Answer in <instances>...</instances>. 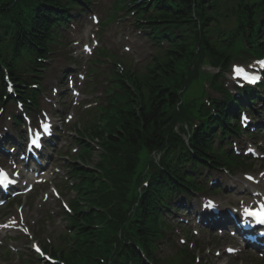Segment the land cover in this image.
I'll use <instances>...</instances> for the list:
<instances>
[{"label":"trees","instance_id":"16d2710c","mask_svg":"<svg viewBox=\"0 0 264 264\" xmlns=\"http://www.w3.org/2000/svg\"><path fill=\"white\" fill-rule=\"evenodd\" d=\"M0 0V15L6 17H10L15 21V17L20 15L22 20L23 27L16 29V32H21L24 38L28 40L38 39L41 37V35L44 33L43 27L45 20H50V14L54 13L53 10H50L52 6L49 5V9H44V14H41L42 11H38L34 8H30L29 15H25V13L22 12V8L24 6L23 0ZM36 3H39L40 1H44L45 3H53L54 0H32ZM20 2V3H19ZM179 2L182 3V7L189 13L188 16H180L182 20L187 19L191 20L190 12L195 9L199 15L198 21L200 23H206L205 20V12L206 7L204 5V0H179ZM19 3V4H18ZM168 13L171 15H174L176 17L177 15H181L179 11H174L173 9L167 10ZM26 16V18H24ZM28 27V29H27ZM27 32L24 35V32ZM190 45L185 46L184 48L180 49L179 51L173 52L170 57L171 64L169 65L170 68H172V72L175 71L176 67H179L183 65L184 60L186 57L190 56ZM164 73L160 74V76L157 78L155 77L154 82V88L158 90L160 93V96L158 100L154 103V106L152 107L151 111L148 112V116L144 114V111H141L140 117L141 118H135L136 121L133 124L132 121H130L127 126V133L128 135H125L124 137H127V143H121L118 140V149L120 153L119 158V164L120 166H123L119 169V175H121L125 170L130 168L133 159L136 156V153L138 150H140L142 147H147L148 149H153L154 143H161V136L162 132L166 129L168 126V123L166 121L167 113L170 114L173 105L175 102H177L176 96L172 95L169 90L164 89V85L171 83L170 81H167L169 79V73L168 70L164 69ZM167 79H166V78ZM133 104L132 106H134ZM167 107V108H166ZM120 137V138H124ZM113 139V138H111ZM125 140V139H124ZM116 142L115 140H113ZM93 189L96 188V185H93ZM94 198V203H97L100 206H104L108 198L105 195H98L97 193H94L91 195ZM141 235V234H140ZM99 235L97 233H94V235L89 240V246L85 249H83V252L87 250V257L92 260V257H96V255L101 253H106L109 249H99L97 245ZM78 260V258H76ZM81 258L79 255V261L81 262ZM89 264H101V263H93L89 262Z\"/></svg>","mask_w":264,"mask_h":264},{"label":"rangeland","instance_id":"374dc122","mask_svg":"<svg viewBox=\"0 0 264 264\" xmlns=\"http://www.w3.org/2000/svg\"><path fill=\"white\" fill-rule=\"evenodd\" d=\"M103 1L110 2V0H103ZM122 25H123V23H122ZM119 27H121V26H117L114 30H111L110 31L109 36L107 37V40H106V43L109 46L110 45H114L115 42H119L122 37H126L128 35V32H125L126 30H128V31L130 29L132 30V27L126 26V27L120 29L119 31H117V29ZM150 55H151V51L149 49L144 50L141 54H139L138 55V59L141 62L138 64L137 67H139L142 70L146 69L147 66H148V64H149L150 58H151ZM113 56H114V58H117L118 57L116 53H113ZM53 97H56L55 94L53 95ZM72 101L73 100L70 98V101H69V104L70 105L68 106V109L69 110H73V108H74V106L71 105ZM187 160L193 162V159L192 158L187 157ZM60 164H61V161L58 159L57 162H56V164H55V167H59ZM195 168L198 169L197 167H195ZM240 179H243V178L240 177ZM222 187H223L224 190L227 191L226 192V195L229 196V197H231V194L229 193V190L233 189V191H236L235 190V186H232L231 188H228L227 189V188H225V185L223 184ZM234 197L237 198V199L247 198V197H243V196L241 197V195H238V194H235ZM182 201H186V198H182ZM192 206H193V209H192V211H190V213L188 214V216H192L193 214L200 215L202 213L200 211V207H199V205H198V203L196 201L192 204ZM181 213L182 214H186L185 211L184 212L182 211ZM175 216L179 218V216H177V214H175ZM179 219H181V218H179ZM208 258L211 260L212 257H208ZM238 261H240V259H238ZM225 263H226V260H223V263H222V260L221 261L213 260L212 262H210V264H225ZM0 264H7V262H6L5 258H4V255H2V254H0ZM234 264H257V263L251 262V261H247V262H243V263L236 262Z\"/></svg>","mask_w":264,"mask_h":264},{"label":"snow or ice","instance_id":"6c2138e0","mask_svg":"<svg viewBox=\"0 0 264 264\" xmlns=\"http://www.w3.org/2000/svg\"><path fill=\"white\" fill-rule=\"evenodd\" d=\"M261 67L264 68V64H261ZM235 73L238 77H241L249 82L254 83L258 77L255 76H248V74L244 71L243 68H236ZM246 119V117H244ZM45 129L47 130V126H45ZM251 179V178H249ZM8 181V176L6 173H4L2 170H0V183H4ZM245 216L254 218L258 223L264 224V205H261L260 211H250L249 209L245 208L244 210ZM37 251L39 249L37 248Z\"/></svg>","mask_w":264,"mask_h":264},{"label":"bare ground","instance_id":"6f19581e","mask_svg":"<svg viewBox=\"0 0 264 264\" xmlns=\"http://www.w3.org/2000/svg\"><path fill=\"white\" fill-rule=\"evenodd\" d=\"M61 139V137L60 138H58V141ZM168 192V191H167ZM182 209V208H181ZM182 211L184 212V211H186V210H184V209H182ZM135 249V248H134ZM136 250V249H135Z\"/></svg>","mask_w":264,"mask_h":264}]
</instances>
